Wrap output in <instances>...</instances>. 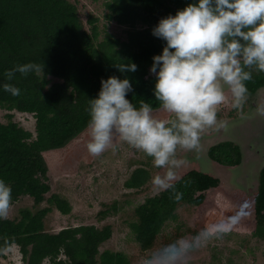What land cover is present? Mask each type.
<instances>
[{
	"label": "trees",
	"instance_id": "1",
	"mask_svg": "<svg viewBox=\"0 0 264 264\" xmlns=\"http://www.w3.org/2000/svg\"><path fill=\"white\" fill-rule=\"evenodd\" d=\"M103 2L105 19L127 28L124 40L109 33L99 40L96 19L90 17L86 29L77 6L69 0H0V107L30 114L35 120L33 133L11 116L0 123V179L12 188V207L25 198L33 201L31 208H20L17 214L0 219V258H4V251L17 246L23 264H130L125 254L100 249L112 236L109 224L47 231L46 219L53 209L62 215L71 210L58 194L46 197L50 190L48 159L52 153L66 154L88 137L89 100L97 98L101 80L127 78L133 87L127 96L130 101L137 106L141 100L158 106L153 95L155 76L149 69L152 57L161 54L165 42L154 37L152 30L160 19L174 16L197 0ZM29 62L42 63L43 77L29 74L25 78L17 73L8 81L4 76L6 70ZM121 63H134L137 71L120 73L115 66ZM5 83L19 87L21 94L13 97L6 93L2 87ZM247 87L249 96L264 88V73L254 72ZM207 155L225 167L242 163V152L232 142L210 147ZM146 165L132 170L124 183L126 189L133 190L132 195L141 192L151 179ZM173 183L184 193L179 202L171 189L161 190L133 209L130 227L143 251L153 246L167 222L176 219L178 207L201 206L207 191L220 189L217 178L196 167L177 175ZM257 185L254 193L234 192L233 199L252 215L251 235L264 244V166ZM44 202L47 205L41 207ZM121 205L117 201L104 204L99 219L116 213Z\"/></svg>",
	"mask_w": 264,
	"mask_h": 264
},
{
	"label": "clouds",
	"instance_id": "2",
	"mask_svg": "<svg viewBox=\"0 0 264 264\" xmlns=\"http://www.w3.org/2000/svg\"><path fill=\"white\" fill-rule=\"evenodd\" d=\"M152 35L165 42L149 69L155 76L158 106L130 101L127 96L133 87L127 78L101 80L97 98L89 100L86 147L92 157L116 151L121 144L142 153L161 170L152 177V185L171 189L179 202L184 193L173 182L188 164L179 153L198 152L207 130H229L228 122L218 118L222 105L230 103L243 118L247 83L254 72L264 73V0H197L160 19ZM115 67L120 73L137 71L134 63ZM17 73L43 77V65H16L4 76L12 81ZM2 87L13 97L21 94L12 83ZM257 115L264 116V106L257 107ZM12 204V188L0 179V219L8 216ZM242 218L236 212L180 237L144 257L142 264H187L196 251L228 236Z\"/></svg>",
	"mask_w": 264,
	"mask_h": 264
},
{
	"label": "rangeland",
	"instance_id": "3",
	"mask_svg": "<svg viewBox=\"0 0 264 264\" xmlns=\"http://www.w3.org/2000/svg\"><path fill=\"white\" fill-rule=\"evenodd\" d=\"M69 1L77 6L79 17L86 29L89 30L90 27L89 18L96 19L95 25L98 27L99 40L106 33L122 40L126 38V27L105 19L107 11L103 0ZM262 99L264 100V88L260 90L256 99L255 106L258 104L256 107L261 106ZM253 111L256 116L253 117V123L256 121L264 123V116L257 115V108ZM233 114L235 110L231 108L230 103H226L221 106L218 118L222 116L220 119L224 120ZM248 114L249 112L244 115ZM9 116L21 127L34 132L35 120L32 115L8 111L0 107V123H6ZM240 118L237 117V119ZM226 121L229 123V128L237 129L235 125H231L234 123L232 119ZM230 130L227 132L207 130L202 134L201 148L198 152L179 153L181 158L188 161V164L179 169L177 175L196 167L200 172L217 178L220 182V189L207 191L201 206L178 207L176 219L167 222L149 250L143 251L139 248L134 241L130 225L134 222V207L145 197L157 195L161 191L151 183L152 177L161 170L154 168L151 160L142 153L123 144L119 145L116 151L109 150L100 157H92L86 147L89 136L66 154L52 153L49 156L47 183L50 190L46 197L58 194L68 201L71 210L68 215H62L53 209L46 219L47 231L56 233L64 227L80 224L98 227L109 224L112 226V236L100 249L123 253L128 257L130 264H142L144 257L163 245L180 237L193 235L203 227L219 222L236 212H241L243 218L228 236L196 251L187 264H264V244L251 235L252 215L233 199L234 192L238 190L247 193H254L257 190V175L264 163V157L252 151L250 155H243L242 161L244 162L240 166L225 167L211 161L206 156L207 147L212 143L216 144L230 139L233 141L230 142L240 145V138L243 135L239 133V138L235 140L232 137L235 133L230 135ZM238 132L246 133L247 128ZM240 147L241 151H244L242 145ZM141 164L146 165L151 179L141 192L132 195L133 190L126 189L124 183L132 170ZM114 201L122 203L120 210L116 213H109L103 221L99 219V212L105 208L103 205ZM46 205L44 202L41 207ZM32 206L33 201L25 198L11 208L7 217L17 214L20 208H31ZM3 254L5 256L0 258V264H23L22 255L17 246L10 247ZM43 264L50 263L45 261Z\"/></svg>",
	"mask_w": 264,
	"mask_h": 264
},
{
	"label": "water",
	"instance_id": "4",
	"mask_svg": "<svg viewBox=\"0 0 264 264\" xmlns=\"http://www.w3.org/2000/svg\"><path fill=\"white\" fill-rule=\"evenodd\" d=\"M253 117H256V116L254 115V111H251L245 117L240 118L239 120H235L234 123H232L231 125H235L237 129L235 130V128H229V130L231 129L229 133L230 135H233V133H235V135L233 136H235L236 138H239L240 136L239 133L241 134V136L243 135L240 138L241 140L240 145H242L247 155H250L252 151H256L261 157H264V123H261L260 121L259 122L256 121L255 123H253V120H254ZM231 125L230 127H232ZM243 128H247L246 133L238 132V131H241ZM230 141L232 140L227 139V140H223L220 143L230 142ZM217 144L219 143H216V144L212 143L211 146L207 147V150H206L207 157H208L207 155L208 149ZM242 157H243V154H242ZM263 166H264V163L262 164L261 168ZM258 176L259 175H257V181H258Z\"/></svg>",
	"mask_w": 264,
	"mask_h": 264
},
{
	"label": "flooded vegetation",
	"instance_id": "5",
	"mask_svg": "<svg viewBox=\"0 0 264 264\" xmlns=\"http://www.w3.org/2000/svg\"><path fill=\"white\" fill-rule=\"evenodd\" d=\"M263 89V88H262ZM262 89H260V90H262ZM260 90H258L257 92H255L253 95H250L249 96V99H248V101H247V103H246V105H245V107H244V114H246V113H250L251 111H253L254 110V108H257L256 106L258 105H256L255 106V102L257 101L256 99H257V97L259 96V94H260ZM260 105L261 106H264V100L262 99V101H260ZM237 116H236V115ZM235 114H233V115H231V116H228L227 118H224V120H230L231 121V119L233 120V121H235V120H239V119H237V117H240L238 114H237V112L235 111ZM226 116H227V114H226ZM244 116H246V115H244ZM222 117V116H221ZM221 117H219V119L221 118ZM236 118V119H235ZM215 132H217L216 130H215ZM222 132V131H221ZM233 137V139H235V140H237V138L235 137V136H232ZM239 148H240V150H241V147H240V145H239ZM242 152V154L245 156V155H247L246 153H244L245 151H241ZM243 158V157H242ZM242 162H244V160L242 161ZM241 164H239L238 166H240ZM248 183V182H247ZM246 183V184H247ZM245 192V191H244Z\"/></svg>",
	"mask_w": 264,
	"mask_h": 264
}]
</instances>
